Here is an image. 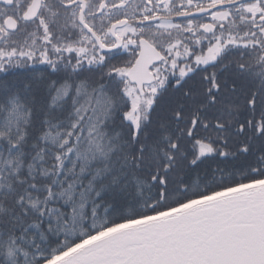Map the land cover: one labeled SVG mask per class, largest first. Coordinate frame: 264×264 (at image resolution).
<instances>
[{"label":"snow or ice","instance_id":"1","mask_svg":"<svg viewBox=\"0 0 264 264\" xmlns=\"http://www.w3.org/2000/svg\"><path fill=\"white\" fill-rule=\"evenodd\" d=\"M0 264H264V0H0Z\"/></svg>","mask_w":264,"mask_h":264}]
</instances>
